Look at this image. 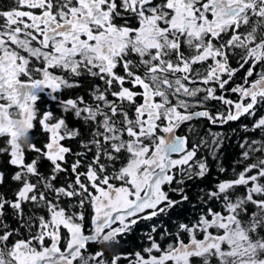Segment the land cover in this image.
<instances>
[{"label":"snow or ice","instance_id":"snow-or-ice-1","mask_svg":"<svg viewBox=\"0 0 264 264\" xmlns=\"http://www.w3.org/2000/svg\"><path fill=\"white\" fill-rule=\"evenodd\" d=\"M14 3L0 10V153L18 187L0 193V264H264V137L245 140L255 160L194 203L206 141L178 131L243 120L264 133V0ZM85 85L87 95H62ZM212 136L216 158L223 141ZM186 204L194 219L163 227ZM126 237L147 243L124 254Z\"/></svg>","mask_w":264,"mask_h":264},{"label":"trees","instance_id":"trees-1","mask_svg":"<svg viewBox=\"0 0 264 264\" xmlns=\"http://www.w3.org/2000/svg\"><path fill=\"white\" fill-rule=\"evenodd\" d=\"M244 31V29H242ZM237 50V54H238ZM87 85L78 89H66L62 95L64 98L72 97L74 98L77 95H87L86 92ZM46 99V98H45ZM50 106L53 111L59 113V109L55 105H45V103H41L40 107L42 110H46V108ZM216 107H220V105H216ZM246 121L240 122H230L223 126H213L210 125L205 120H199L192 122L193 131H188V125L182 126L179 129V134L188 135L190 140L195 143H200L201 140L206 141V143L201 144V147L197 153V159L206 160L209 165V174L203 179L198 180L195 184L189 183V195L193 198L194 203H199L198 194H201V189L205 191H210L215 187V184L220 180L225 179H234V170L235 172L242 171L247 163L253 162L255 157L259 155L258 153L252 154V160H244L242 153L245 149L240 147L241 144L245 142V140L251 139H261L264 137V133H250L245 132L243 129V124ZM212 133H219L222 137V146L216 152V158L213 157V149L214 145L212 144L213 136ZM33 141L38 145L42 146L44 140H46V134L42 132V130L37 125L36 128L32 132ZM21 143H24L23 139H21ZM67 143V142H66ZM73 148H76V145H72ZM8 147L7 139H0V148ZM33 157L31 152H28L29 160ZM69 163L74 159L69 156ZM8 156L5 153H0V171L4 172L6 181L3 185H0V193L6 194L9 197L14 195V192L18 185L16 182L11 180V176L14 173L15 169L7 164ZM220 167L225 169L224 172H220ZM45 171V169H42ZM84 171V169H81ZM68 176L66 174H61L60 179L57 181V184L63 183ZM245 189L243 187L237 189V194H243ZM175 195L174 193L172 194ZM217 210L221 208L219 203H215L213 205ZM256 209L254 206H249V213L247 214V218L251 219V213L255 212ZM196 213L193 211L192 205H185L182 210L174 211L171 214V218L162 217L161 221L163 222V227L171 229L173 232L176 231V223L177 222H185L189 220H193ZM149 230V227L146 224H140L139 230L137 231V237L142 236L145 232ZM66 234V233H65ZM202 238V236L200 237ZM159 240V236H157ZM126 242L123 244H117L116 248L119 252L128 254L133 253L135 251H141V245L146 244L147 241H141L139 239L129 240L127 237L125 238ZM185 240L187 242V235H185ZM171 243L172 241H168ZM166 246V245H165ZM93 249L100 247L99 245H92ZM111 255V253H109ZM158 255V254H157Z\"/></svg>","mask_w":264,"mask_h":264},{"label":"flooded vegetation","instance_id":"flooded-vegetation-1","mask_svg":"<svg viewBox=\"0 0 264 264\" xmlns=\"http://www.w3.org/2000/svg\"><path fill=\"white\" fill-rule=\"evenodd\" d=\"M10 7H15L14 0H0V10H6L7 8H10ZM0 22H2V21H0ZM240 54H241L240 51H238V54L231 58V63H232L233 67L237 66V61L239 60ZM243 75H244L243 70L237 74V77H236L237 82L240 81V77H242ZM215 126L219 127L220 125H215ZM5 139H7V138L5 137Z\"/></svg>","mask_w":264,"mask_h":264}]
</instances>
